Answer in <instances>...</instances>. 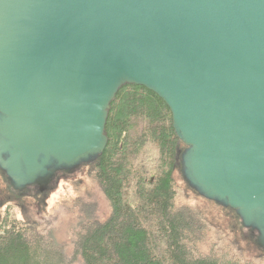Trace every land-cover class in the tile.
Wrapping results in <instances>:
<instances>
[{
    "label": "water",
    "instance_id": "95a60500",
    "mask_svg": "<svg viewBox=\"0 0 264 264\" xmlns=\"http://www.w3.org/2000/svg\"><path fill=\"white\" fill-rule=\"evenodd\" d=\"M126 84L169 106L182 174L264 249V0H0V169L19 192L96 161Z\"/></svg>",
    "mask_w": 264,
    "mask_h": 264
},
{
    "label": "trees",
    "instance_id": "16d2710c",
    "mask_svg": "<svg viewBox=\"0 0 264 264\" xmlns=\"http://www.w3.org/2000/svg\"><path fill=\"white\" fill-rule=\"evenodd\" d=\"M106 133L104 153L82 167L90 169L111 212L105 220L92 214L80 223L74 240L80 264H264V249L238 214L186 182L185 146L158 94L124 85L111 104ZM6 183H0V209L5 210L0 215V264H72L65 248L39 230L36 219L12 214L8 204L22 198ZM57 188L58 182L44 193L33 191L36 205L42 207L40 200ZM15 194L16 200L9 198ZM183 195L191 199L181 203ZM20 203L17 208L25 211ZM220 215L227 228L218 222Z\"/></svg>",
    "mask_w": 264,
    "mask_h": 264
},
{
    "label": "rangeland",
    "instance_id": "374dc122",
    "mask_svg": "<svg viewBox=\"0 0 264 264\" xmlns=\"http://www.w3.org/2000/svg\"><path fill=\"white\" fill-rule=\"evenodd\" d=\"M152 152L155 153L153 150ZM89 170L88 167H82L72 174L61 172L57 176L58 178L56 177L53 181L54 186L58 182V188L40 200L43 204L42 207L36 205L38 199L33 197V191H39L35 186L30 187L31 189L28 188L26 193H24L25 191L20 192L21 201H13L11 205L8 204L12 214H16L18 219L25 217L24 213L30 220L36 219L40 224L39 230H45L46 234L54 237L59 246L65 248L67 257L73 261L72 264H80L74 253V240L77 231H79L80 223L87 221L92 214L101 220H105L111 212L110 203L91 177ZM18 196L16 194L9 195V198L16 200ZM190 199L183 195L179 201L187 203ZM20 202L26 207L25 211L22 207L20 210L17 208ZM4 213V208L0 209V215L4 216ZM225 221L226 219L220 215L218 222L227 228Z\"/></svg>",
    "mask_w": 264,
    "mask_h": 264
},
{
    "label": "flooded vegetation",
    "instance_id": "af4514ba",
    "mask_svg": "<svg viewBox=\"0 0 264 264\" xmlns=\"http://www.w3.org/2000/svg\"><path fill=\"white\" fill-rule=\"evenodd\" d=\"M8 181L6 174L0 169V183L4 184L6 187V182ZM9 182V181H8ZM6 183V184H5Z\"/></svg>",
    "mask_w": 264,
    "mask_h": 264
}]
</instances>
